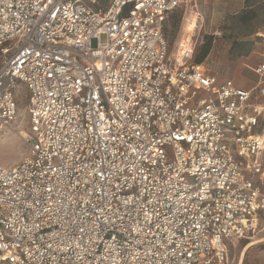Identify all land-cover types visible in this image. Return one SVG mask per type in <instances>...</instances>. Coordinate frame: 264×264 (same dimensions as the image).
<instances>
[{
  "label": "built area",
  "instance_id": "2783aa9c",
  "mask_svg": "<svg viewBox=\"0 0 264 264\" xmlns=\"http://www.w3.org/2000/svg\"><path fill=\"white\" fill-rule=\"evenodd\" d=\"M174 11L198 0H0V132L19 88L29 126L0 264H229L264 233V33L246 89L170 50Z\"/></svg>",
  "mask_w": 264,
  "mask_h": 264
},
{
  "label": "rangeland",
  "instance_id": "374dc122",
  "mask_svg": "<svg viewBox=\"0 0 264 264\" xmlns=\"http://www.w3.org/2000/svg\"><path fill=\"white\" fill-rule=\"evenodd\" d=\"M245 0H198L197 23L187 28L182 12L174 11L169 14L163 34L170 50L176 51L180 41L186 47L190 40L192 61H195L203 53L204 47L210 43V50L202 63L216 74L219 82L228 79L235 84L250 89L255 83V77L248 68L256 63V51L261 45L254 34L257 31L264 33V0H253L251 7L256 13V18L250 23L243 24L233 19L244 9ZM194 19V18H193ZM248 42L251 50L256 51L249 59L237 53L230 54L231 45L234 42ZM2 46H6L3 44ZM177 53H180L177 50ZM0 56V62H1ZM20 121L11 129L0 132V167L13 166L22 161L28 148L23 140L24 133L29 132L25 107L28 97L23 88L18 89ZM264 161V149L261 153ZM240 163L243 160L236 158ZM229 264H264V233L256 236H248L239 240L229 248Z\"/></svg>",
  "mask_w": 264,
  "mask_h": 264
},
{
  "label": "trees",
  "instance_id": "16d2710c",
  "mask_svg": "<svg viewBox=\"0 0 264 264\" xmlns=\"http://www.w3.org/2000/svg\"><path fill=\"white\" fill-rule=\"evenodd\" d=\"M253 4H254L253 0H245L243 11L235 15L233 19L243 24H247L253 21L256 18V13L254 9L251 8ZM209 50H210V43L208 42L207 45L203 49L202 55L198 57L197 59H195L194 63L201 64L203 59L208 54ZM229 52L230 54H233L236 52L237 55L239 56L244 55L247 57L249 53L251 52V46L248 42H244V41L234 42L231 45Z\"/></svg>",
  "mask_w": 264,
  "mask_h": 264
},
{
  "label": "bare ground",
  "instance_id": "6f19581e",
  "mask_svg": "<svg viewBox=\"0 0 264 264\" xmlns=\"http://www.w3.org/2000/svg\"><path fill=\"white\" fill-rule=\"evenodd\" d=\"M196 18H191V19H189V20H186V25L185 26H187V28H189L190 26H194L196 23H197V21L195 20Z\"/></svg>",
  "mask_w": 264,
  "mask_h": 264
}]
</instances>
